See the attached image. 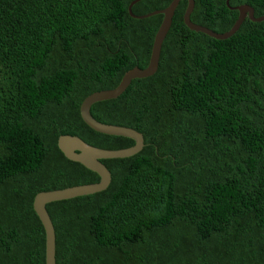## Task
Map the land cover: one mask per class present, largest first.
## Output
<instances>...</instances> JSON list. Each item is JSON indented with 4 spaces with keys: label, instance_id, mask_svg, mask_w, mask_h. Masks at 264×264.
<instances>
[{
    "label": "trees",
    "instance_id": "trees-1",
    "mask_svg": "<svg viewBox=\"0 0 264 264\" xmlns=\"http://www.w3.org/2000/svg\"><path fill=\"white\" fill-rule=\"evenodd\" d=\"M132 0H0V264H45L40 191L99 181L64 156L61 135L103 149L134 141L97 132L83 99L148 64L162 15ZM172 0H139L144 15ZM179 2L157 71L92 104L100 122L143 134L130 157L102 159L105 190L46 204L56 264H264V20L215 39ZM264 14V0H229ZM226 0H194V23L228 30Z\"/></svg>",
    "mask_w": 264,
    "mask_h": 264
},
{
    "label": "water",
    "instance_id": "water-1",
    "mask_svg": "<svg viewBox=\"0 0 264 264\" xmlns=\"http://www.w3.org/2000/svg\"><path fill=\"white\" fill-rule=\"evenodd\" d=\"M137 1L139 0H132L128 5V12L131 17L143 19L157 14L163 16L154 35L147 66L145 68L135 66L127 70L115 88L95 91L87 95L81 102L79 108L82 120L93 130L107 135L130 138L134 141V144L130 147L121 149H103L86 143L76 135L65 134L59 136L57 143L64 156L70 160L79 162L86 168L96 172L99 176V181L95 183L75 185L63 189L40 191L34 196L33 209L45 231V264H56L55 228L49 213L47 212L46 204L53 201L71 199L105 190L110 184L112 177L109 169L101 160L130 157L139 152L144 146V137L141 132L127 126L100 122L95 119L90 112L92 104L104 100L115 99L125 91L133 79L152 76L158 69L162 43L172 24L175 9L182 0H172L165 8L154 10L144 15H135L132 12L131 8ZM186 1L187 4L183 13L184 24L193 31L204 33L215 39H225L233 35L246 17L255 22L264 20V14L261 16H255L254 10L250 5L242 4L230 7L229 0H226L228 7L238 11L237 19L228 30L224 32H215L203 25L194 23L191 20L190 15L193 11L194 0Z\"/></svg>",
    "mask_w": 264,
    "mask_h": 264
},
{
    "label": "clouds",
    "instance_id": "clouds-1",
    "mask_svg": "<svg viewBox=\"0 0 264 264\" xmlns=\"http://www.w3.org/2000/svg\"><path fill=\"white\" fill-rule=\"evenodd\" d=\"M246 18H248V17H246ZM246 18H245V19H246ZM245 19H244V20H245ZM232 25H233V24H232Z\"/></svg>",
    "mask_w": 264,
    "mask_h": 264
}]
</instances>
